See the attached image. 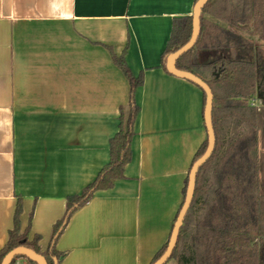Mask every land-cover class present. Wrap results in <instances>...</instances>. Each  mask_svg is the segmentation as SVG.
Listing matches in <instances>:
<instances>
[{"label": "crops", "instance_id": "crops-1", "mask_svg": "<svg viewBox=\"0 0 264 264\" xmlns=\"http://www.w3.org/2000/svg\"><path fill=\"white\" fill-rule=\"evenodd\" d=\"M195 3L0 0V249L19 200L20 233L29 224L28 239L39 236L44 254L66 198L109 163L129 97L110 51L126 50L127 67L143 78L131 161L123 180L73 213L54 248L66 254L58 264H153L206 140L202 91L161 60L173 21L191 17ZM242 57L262 60L251 49Z\"/></svg>", "mask_w": 264, "mask_h": 264}, {"label": "trees", "instance_id": "trees-1", "mask_svg": "<svg viewBox=\"0 0 264 264\" xmlns=\"http://www.w3.org/2000/svg\"><path fill=\"white\" fill-rule=\"evenodd\" d=\"M248 32L264 43V0H208L201 11L196 43L175 63L178 70L192 73L209 86L215 134L214 150L198 169L194 195L168 259L176 264H264V179L260 177L258 153L259 133L264 131V62L257 57H242L243 50L255 47L243 35ZM191 34V17L173 21L161 58L165 71L167 57L185 46ZM125 53L126 50L116 56L110 51L112 63L128 81L129 97L127 105L119 108L118 132L109 141V163L80 194L66 198L64 215L53 226L44 254L37 247L39 236L29 241V224L20 233L21 203L17 200L13 227L0 249V264L16 248L40 254L46 264L60 263L66 254L57 252L54 245L73 213L96 192L107 191L115 181L124 179V168L132 156L134 124L140 112L135 93L143 83L142 74L134 76L127 67ZM254 99L260 101L259 107L251 104ZM207 145L206 139L192 165L204 155ZM187 183L188 176L183 201ZM167 244L153 263L164 254ZM14 263L15 260L10 262Z\"/></svg>", "mask_w": 264, "mask_h": 264}, {"label": "water", "instance_id": "water-1", "mask_svg": "<svg viewBox=\"0 0 264 264\" xmlns=\"http://www.w3.org/2000/svg\"><path fill=\"white\" fill-rule=\"evenodd\" d=\"M208 2V0H198L193 8L192 11V34L189 42L183 46L180 50L175 52L174 54H171L166 59V70L169 74L186 80L195 86H197L205 95V105L203 110V120H204V127L206 130V139H207V149L204 153V155L199 158L191 167L189 174H188V183L186 188V193L184 197L183 204L181 206V209L178 213V216L173 224L172 231L168 240L167 248L164 254L153 264H165L168 259L171 257V254L176 246L178 235L180 228L183 224V220L185 218V215L189 209V206L191 204L194 190H195V179L196 174L198 172V169L208 160V158L211 156L214 147H215V134L214 129L212 125V104H213V95L209 88V86L202 81L197 76L193 75L192 73L185 72L178 70L175 66L176 60L186 53L188 50H190L194 44L196 43V40L199 36L200 32V16L201 11L205 4ZM18 258H24L27 259L30 262H33L35 264H46L45 259L40 255L36 254L33 251L26 249V248H16L9 252L4 259L2 260L1 264H10L12 260H16Z\"/></svg>", "mask_w": 264, "mask_h": 264}, {"label": "rangeland", "instance_id": "rangeland-1", "mask_svg": "<svg viewBox=\"0 0 264 264\" xmlns=\"http://www.w3.org/2000/svg\"><path fill=\"white\" fill-rule=\"evenodd\" d=\"M244 36L246 38H250L252 40L254 46H255L253 49H251L252 57L259 54L261 56V59L264 62V43L260 42L257 39L256 36H252L249 32L248 33H245ZM255 101H256L255 99L252 100L251 101V104H258V105H256V107L257 106L259 107L260 104L259 103H256ZM258 153H259V156L261 158V163H260L261 164V166H260V177H261V179H264V131H260V133H259ZM170 261H168V262H170ZM173 262H174V260H173Z\"/></svg>", "mask_w": 264, "mask_h": 264}, {"label": "built area", "instance_id": "built-area-1", "mask_svg": "<svg viewBox=\"0 0 264 264\" xmlns=\"http://www.w3.org/2000/svg\"><path fill=\"white\" fill-rule=\"evenodd\" d=\"M14 264H31L28 260L24 259V258H18L15 260Z\"/></svg>", "mask_w": 264, "mask_h": 264}]
</instances>
